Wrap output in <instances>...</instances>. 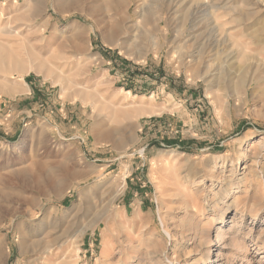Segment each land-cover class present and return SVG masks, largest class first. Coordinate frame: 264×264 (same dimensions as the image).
<instances>
[{
    "label": "rangeland",
    "instance_id": "1",
    "mask_svg": "<svg viewBox=\"0 0 264 264\" xmlns=\"http://www.w3.org/2000/svg\"><path fill=\"white\" fill-rule=\"evenodd\" d=\"M108 1L0 0V264H264V19Z\"/></svg>",
    "mask_w": 264,
    "mask_h": 264
},
{
    "label": "bare ground",
    "instance_id": "2",
    "mask_svg": "<svg viewBox=\"0 0 264 264\" xmlns=\"http://www.w3.org/2000/svg\"><path fill=\"white\" fill-rule=\"evenodd\" d=\"M232 1H235L234 2L235 6L233 7V9L241 17H243V18H245V19H247L249 21H254V22H260L261 20L264 19V0H224L225 4L231 3ZM215 6L216 7H220V5H215ZM206 7H207V5L205 3H201L199 7L194 8L195 17L202 10H205ZM18 90L19 89H16V92ZM126 92L130 93V91H126ZM226 213H227V209H222V211H220L221 217L224 218V215ZM199 226L200 225L196 222L193 227H194L195 230H199L200 229Z\"/></svg>",
    "mask_w": 264,
    "mask_h": 264
}]
</instances>
